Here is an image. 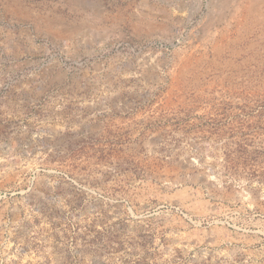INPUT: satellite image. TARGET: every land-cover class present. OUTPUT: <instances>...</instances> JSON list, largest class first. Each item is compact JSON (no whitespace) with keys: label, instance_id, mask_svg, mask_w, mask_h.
<instances>
[{"label":"rangeland","instance_id":"374dc122","mask_svg":"<svg viewBox=\"0 0 264 264\" xmlns=\"http://www.w3.org/2000/svg\"><path fill=\"white\" fill-rule=\"evenodd\" d=\"M0 264H264V0H0Z\"/></svg>","mask_w":264,"mask_h":264}]
</instances>
